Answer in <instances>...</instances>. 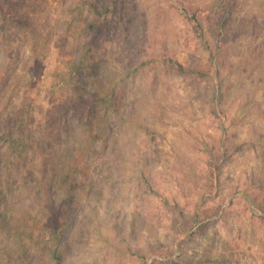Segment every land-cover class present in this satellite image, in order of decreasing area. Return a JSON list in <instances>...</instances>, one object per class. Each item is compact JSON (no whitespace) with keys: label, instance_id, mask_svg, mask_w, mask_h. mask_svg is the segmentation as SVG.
Returning a JSON list of instances; mask_svg holds the SVG:
<instances>
[{"label":"rangeland","instance_id":"374dc122","mask_svg":"<svg viewBox=\"0 0 264 264\" xmlns=\"http://www.w3.org/2000/svg\"><path fill=\"white\" fill-rule=\"evenodd\" d=\"M0 264H264V0H0Z\"/></svg>","mask_w":264,"mask_h":264}]
</instances>
